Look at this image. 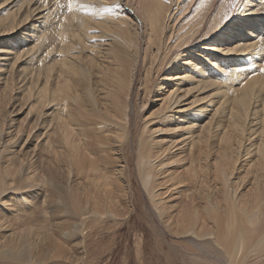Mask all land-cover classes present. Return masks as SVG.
Returning <instances> with one entry per match:
<instances>
[{"label": "bare ground", "instance_id": "obj_1", "mask_svg": "<svg viewBox=\"0 0 264 264\" xmlns=\"http://www.w3.org/2000/svg\"><path fill=\"white\" fill-rule=\"evenodd\" d=\"M135 179L151 256L264 264V0H0V264H110Z\"/></svg>", "mask_w": 264, "mask_h": 264}, {"label": "rangeland", "instance_id": "obj_2", "mask_svg": "<svg viewBox=\"0 0 264 264\" xmlns=\"http://www.w3.org/2000/svg\"><path fill=\"white\" fill-rule=\"evenodd\" d=\"M198 46H200V45H198ZM185 58H187V57H185V56L181 57L182 60H184ZM162 88H164V90H166L168 87L166 86V84H164V86ZM18 93L19 92L15 91L16 95H18ZM206 94H208V93H206ZM158 98L159 97L154 96L151 99V101H149L147 104H145V108L142 111L137 112V115L139 117L140 116L147 117L148 120L153 121V113L156 111V108L159 105V101L157 100ZM189 100H190V98L188 100H186L185 102H187ZM181 107L184 108V106H181ZM174 115L179 116L180 114H174ZM22 116H23L22 114L19 115V118H21ZM178 118H182V119L184 118L185 119L186 117L183 116V117H178ZM189 118H192V117H189ZM176 120L173 122H176ZM180 122H182V121H180ZM163 124H165V123H155L154 125H151V127L154 129L155 128L161 129L156 134H154L155 139L163 142L164 140L168 139L169 136L176 138L178 135H180V131L179 132H173L171 129L163 128L162 127ZM167 126L172 127V125H167ZM185 131L186 130H184V132ZM178 147L179 148H185L186 146L178 144L176 146V148H178ZM176 148H174V151L177 150ZM179 156L182 157V155H179ZM175 167H176L177 171H181L183 168L186 167L185 160H181L180 162H178V164H176ZM135 180L132 181V183L130 184V188L128 191L129 193H128V198L126 201L127 208L125 210H123V214H122V218H121L122 219L121 221L123 224L121 223V225L113 226L114 224L112 222H108L105 225L106 227L104 229H102L100 232L98 240L100 243L101 253H103V255H104L102 257L105 258V255H108L107 253H109L110 252L109 250L112 248V251H114V254H113L114 256L112 255V259H111L110 264H120L121 262H120L119 258L123 255L122 253H124V255H123L124 256V259H123L124 264L136 263V260H135L136 259V257H135L136 253L143 255L148 263L164 264V262H162L163 258L160 256V254L157 255V256H159L160 260L158 258L156 259V256L154 257V256H151L149 254V252H148L149 251V245L151 243L150 239H149V241L148 240L145 241V239L141 240V238H140V240H138V238H139L138 235L140 233L139 229L141 228V225H143V224H141V221H142L141 214H142V209H143L142 208L143 202L141 201L142 199L140 197L138 189H140L143 192V196L145 195V192L141 186V183L138 180H136V181ZM144 197H146V195ZM141 204H142V206H141ZM107 226H109V227H107ZM145 237L143 236V238H145ZM112 240H113V242H111ZM134 241H135V243L137 242L136 245H135ZM118 254H119V256H118ZM153 258H155L158 261V263Z\"/></svg>", "mask_w": 264, "mask_h": 264}, {"label": "snow or ice", "instance_id": "obj_3", "mask_svg": "<svg viewBox=\"0 0 264 264\" xmlns=\"http://www.w3.org/2000/svg\"><path fill=\"white\" fill-rule=\"evenodd\" d=\"M237 2H238V0H237Z\"/></svg>", "mask_w": 264, "mask_h": 264}]
</instances>
